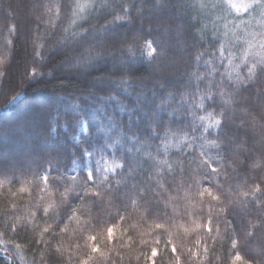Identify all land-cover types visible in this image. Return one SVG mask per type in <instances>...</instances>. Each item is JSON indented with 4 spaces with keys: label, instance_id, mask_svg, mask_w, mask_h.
<instances>
[{
    "label": "trees",
    "instance_id": "16d2710c",
    "mask_svg": "<svg viewBox=\"0 0 264 264\" xmlns=\"http://www.w3.org/2000/svg\"><path fill=\"white\" fill-rule=\"evenodd\" d=\"M9 1L11 4L19 2ZM27 2L17 9L22 14L20 19H15V9L7 8L4 0H0V37L13 34L9 32L12 25L16 28L10 61L7 65L6 60L0 64V69L6 65L4 77H0V179L8 180L0 191L11 189V199L17 205L15 215L22 218L18 225L26 221L23 218L31 223L28 213L35 210L33 204L51 200L53 208L59 209L71 203L79 210L81 220L79 224L73 221L71 232L59 238L66 249L65 259L69 252L75 258L90 251L88 246L93 242L88 237L97 235L101 237L106 255L97 254L92 264H143V254L150 253L152 246L160 249L157 264H170V246L165 249L164 244L174 241L181 251L182 244L191 247L188 242L199 231L185 234L177 227L178 223L187 226L199 219V205L193 208L195 201L184 199L186 190L196 191L191 179L195 165L186 174V184L179 193L176 185L180 177L174 179L168 175L161 179L152 175V182L161 179L167 189H163L169 200L167 211L175 217L170 223L168 217L161 219L160 213L155 212L157 209L143 202L139 206L130 204L129 197L137 199L130 189L133 184L149 183L148 176L161 158L174 162L179 156L188 162L193 156L191 149H184L189 152L185 156L177 147H170L169 152L161 156V136L154 129L193 126L195 119L188 115L190 101L178 96L176 89L196 93L211 81V87L216 90L229 73L234 79L235 70L228 64L232 53L236 56L234 65L244 72L245 67L239 59L241 50L246 47L243 41L247 33L258 30L257 21L243 9H229L222 0H80L89 6L82 12L84 18L78 19V25L71 29L79 35L69 33L57 43L59 33L54 31L45 41L44 49L37 48L41 51L37 56L32 39L39 30L34 18L42 0ZM61 3L64 6V0ZM68 8L70 11V6ZM116 15H127L130 19L116 20ZM225 24L237 33L238 39L232 38L231 31L228 38L223 35ZM146 40L158 50L155 55H147ZM117 42L134 43V47L131 51L121 49L94 60L76 62V56L86 47ZM221 46L226 48L223 57L218 51ZM198 55L199 60L196 59ZM70 61L74 63L70 70L74 71L72 76L58 73L63 72V62ZM212 67L217 69L215 77L210 75ZM33 68L37 71L33 72ZM199 74H205L203 80H197ZM83 76L86 78L82 79ZM124 76L131 79L124 80ZM102 80L107 83L95 82ZM248 91L252 94L251 89ZM37 95L49 99V103L34 106ZM209 106L216 107L215 99ZM199 114L205 113L201 110ZM220 135L231 142L239 135V130L224 124ZM168 143L172 145L176 141L170 138ZM200 146H196L197 154L202 150ZM203 150L212 161L220 157L214 148ZM146 151H151L154 157L147 156ZM109 162L124 163L125 167L117 172H106ZM203 167L210 172L206 165ZM89 171L95 172L97 183L102 173L110 177L113 187L105 189L106 196H85L76 186L67 197H61L62 180L55 179L57 186L51 185L48 191H43L37 176L45 172L52 177L75 175L76 184L80 185ZM117 173L123 177L119 185L116 184L120 179ZM197 181L201 187L211 184L209 176H197ZM22 186L29 191L18 192ZM68 186L71 187V183ZM154 190L161 191L160 188ZM140 191L143 192V188ZM177 196L176 200H171ZM62 199L65 204H61ZM5 205L6 202H0V230L7 223ZM120 208H126L120 212L124 219L114 220ZM41 214L38 212L37 216ZM65 219L61 216L58 222L62 224ZM238 219L242 222V218ZM154 223H164L169 231L154 229ZM233 223L237 225V220ZM113 224L117 226L116 238L104 242L103 233ZM35 225L44 226L45 222L37 219ZM129 238L131 246L122 247L129 244ZM0 239L23 245L21 251L25 258L28 247L41 243L40 239L33 241L27 233L17 236L9 232L7 237ZM77 244L82 247L76 249ZM14 262L21 264L19 256L12 255V246L0 243V264Z\"/></svg>",
    "mask_w": 264,
    "mask_h": 264
},
{
    "label": "clouds",
    "instance_id": "9594fccd",
    "mask_svg": "<svg viewBox=\"0 0 264 264\" xmlns=\"http://www.w3.org/2000/svg\"><path fill=\"white\" fill-rule=\"evenodd\" d=\"M60 4H62L61 0H42L34 18L39 29L35 32L32 39L37 56L41 55V51H37V48L44 49L45 41L54 31L59 33L57 43L66 39L69 33L79 35V32L71 31L73 27L75 28L78 25V19L81 21L84 18L82 13L78 17L72 15L76 0H64L63 11L57 15L56 6ZM68 6H70V11ZM248 14L253 17L252 12H248ZM13 28H15V25L10 27L9 32L14 34ZM260 31L262 30L258 26V36ZM13 34H7L0 38V53H3L0 56V64L6 60L7 65L10 61ZM128 44L118 42L101 43L99 46L86 47L82 53L76 56V62L94 60L105 54H110L111 51L128 49ZM244 51H246V47L241 50V57L244 55ZM258 60L259 57L253 54L249 62L243 65L245 71L242 79L237 81L226 78L223 83L216 86V107L214 108L218 110L226 108L223 112L224 124H229L238 129L239 135L232 138L231 142L224 135H220L221 147L216 151L222 157L217 164L219 172L208 174L211 178V184L208 187L212 188L216 195L220 197V200L204 197L197 213L199 220L205 224L211 219L213 227L217 231L209 233L205 227L196 232L191 241L188 242L191 247H188L187 244H182L181 252L184 254V264H201V262L203 264H233L236 255L243 258L241 261H237L236 264H264V84H262L264 82V68L256 76L250 71L252 63ZM6 65L3 69H0V77H4ZM33 69L37 71L36 68ZM122 79L129 80L131 77L124 76ZM222 88H227L229 92H232L231 106L226 107L221 103L222 98L219 95V91ZM249 89L252 90V94H249ZM210 90L209 82H207L206 86L200 87L196 93L184 88L176 89V93L181 98H184L187 95L194 94L197 96L200 92ZM194 125L195 121H193ZM193 126L182 130L190 131L191 135L196 136L197 140L193 141V143L199 146V132ZM195 156L196 153L189 160ZM196 162L202 165V162L198 159ZM206 173H209L207 168L202 166L201 174L204 175ZM53 185L56 184L54 183ZM254 185H259V193L255 192ZM160 189V192H156L153 189V194L148 196L145 205L149 208L157 209L155 212L160 213L161 219L168 217V222L170 223L175 217L168 213L166 205L162 202L166 199V196L164 190ZM242 190L249 192V195L242 196ZM103 196L106 195L104 194ZM11 197V189L0 191V202H6L4 215L7 220L2 230L6 235L0 236V238L7 237L9 232H14L17 236L27 233L33 241L36 239L41 240L40 244H32L27 248L28 255L24 260V264H80V260L88 252L80 253L75 258L69 252L67 259H65L64 254L61 255L57 251L58 247L63 246L59 238L69 234L72 230L74 221L72 214L77 210L73 208L71 203L65 204L62 199L61 204H65L63 208L48 210H42L43 204H33L32 207L35 210H30L28 213L29 217L32 218L31 223L26 220L21 225H15V209L17 205L12 201ZM209 209H211V212H209ZM121 210L126 211V208L117 209L116 216L113 217L114 220L124 219L120 215ZM225 210H227V214H225ZM38 212H42V214L37 216ZM187 215L188 213L185 211V222H187ZM61 216L66 217L65 222L62 224L58 222ZM238 218H242V222ZM37 219L44 221L45 225H35ZM234 219L237 220V225H234ZM9 224H14L17 230L9 231ZM65 226L69 228L67 233L63 231ZM45 228L48 231H45ZM49 233L50 235H48ZM237 239L239 244L234 247L232 241ZM11 241L14 240L0 239V243H5L6 247L8 245L12 246V255L16 256L18 250ZM204 245L208 248L207 252L203 250ZM81 247L79 244L75 245L76 249ZM196 248H199L201 252L199 261L196 258L193 259L194 256L187 251L188 249L195 250Z\"/></svg>",
    "mask_w": 264,
    "mask_h": 264
},
{
    "label": "snow or ice",
    "instance_id": "6c2138e0",
    "mask_svg": "<svg viewBox=\"0 0 264 264\" xmlns=\"http://www.w3.org/2000/svg\"><path fill=\"white\" fill-rule=\"evenodd\" d=\"M224 4L228 6L229 9H235L236 11H239L240 9H243L245 13L252 12L253 13V19L257 21V24L259 28L262 30L259 33V36L257 35V30H253L251 33H247V30L244 31L247 33L245 35L243 43L246 45V51H244V55L239 57V59L242 61L243 65L247 64L249 62L250 57L255 54L259 57V60L252 63L251 66V73L256 76L259 75L262 68H264V0H222ZM89 5L82 4L80 0H76L75 9L72 12L73 16H79L80 13H82L86 7ZM51 10V9H50ZM63 11L62 4L56 6V13L57 15ZM116 20H128L130 19L129 16H121L117 15L115 17ZM75 23V21H73ZM225 32L224 36L226 38L229 37V32L231 31V36L234 39H238L237 33L235 31L229 30L228 25L225 24ZM15 31V28L12 29ZM229 45H231V41L228 39ZM145 46L149 49V56L155 55L157 53L156 47L153 46V44L150 41H145ZM232 46V45H231ZM134 47V43H129L127 45V48L129 51L132 50ZM243 50V49H242ZM220 55L223 57L224 53L226 51V48L221 46L218 49ZM201 57L198 55L196 57L197 60H199ZM236 59L235 53H232L230 58H228V64L231 68L235 70V77L233 79L232 74L229 73L226 78L231 80H239L243 78V72L241 69L234 65L233 61ZM217 69L215 67L211 68L210 75L212 77H215ZM33 72H35V69H33ZM204 75H198L197 80H203ZM211 81H209V87L211 88L210 91L206 92H200L199 95L190 97L185 96L184 99L186 101H190V107L191 111L188 113V115H191L194 117L195 121L198 120L199 123H195L193 126L198 132H199V143H200V149L201 151H196V144L193 143V141L197 140L196 136H193L190 134V131H184L182 129H174L172 127H165L163 129H154L158 133V135L161 136L160 140V148H163V155L167 154L169 152L170 147H177L179 148V153H183V155H187L189 152L184 151V149H191L192 153H196V156L193 157L191 160L186 162L185 160L181 159L179 156H177V159L174 162H170L168 159L161 158L160 160L156 161L155 166L151 174L148 176L149 183L147 184H140L136 185L133 184L130 191L135 192V196L137 199H132L129 197V202L132 205L139 206L141 202L146 203L147 198L150 194H153L154 188H162L165 191L167 189L165 188V185L161 183V179L164 177L171 175L175 179L176 177H180V181L177 183V192L184 187L186 184L185 176L188 172L192 171V165L195 164V171L193 173V176L191 177L193 185L196 187V191L193 193L191 189L185 191L184 193V199H187L189 201L194 200L195 204H193V208H195L197 205H200L203 202L204 197H209L211 199L220 200V197L216 195V193L212 190L210 187H201L197 181V176L200 178H206L208 175H202V166H207L210 169L209 173H217L219 172V168L217 167L218 161L222 159V157H219V159L212 161L208 158V152L203 150L207 147L214 148L216 151L221 147L220 142V132L224 125V115L223 112L225 109L218 110L217 108L210 107L209 102L214 101L217 91L211 87ZM223 83V81H222ZM234 91V90H233ZM219 95L222 98L221 103L224 104L226 107L231 106L232 104V92H229L227 88H222L219 91ZM209 109H212L209 111ZM203 111L205 114L200 115L199 112ZM211 130V131H210ZM172 139L176 141L175 144L170 145L168 143L169 139ZM118 143V142H117ZM109 147H112V145H109ZM145 154L149 157H154L153 153L151 151H146ZM160 155V154H157ZM197 159L202 162L197 163ZM125 167L124 163H114L112 165H109L106 169V172H117V169H123ZM131 171V170H129ZM156 175L160 177L161 179H157L154 182H152V175ZM118 176H120V179L116 181V184L119 185L123 182V177L121 176V173H117ZM38 176L39 182L42 185L43 191H48L49 187L54 184L55 179H60L64 183V191L61 193V197H67L71 192L75 190L76 186H79L81 188V193L85 196H91L93 198L96 197H102L105 194V189L112 188L113 184L110 181V177L104 173L101 175L100 182L97 183L95 179V172L89 171L87 175L83 179V183L80 185L76 184L77 177L75 175L71 176H57L52 177L47 172L41 173ZM7 178L0 179V188L4 187V184L7 183ZM69 183H71V187H69ZM90 185V186H88ZM100 188H103L104 191L102 192ZM143 188V192L140 191V189ZM254 190L256 193L260 192L259 185H254ZM18 192H28L29 189L26 186H22L19 189H17ZM242 196H248L249 192L247 191H241ZM178 198L172 197L171 200L174 201ZM42 200H44V197H41ZM169 203V200H165V205ZM54 207V204L51 200H45V203L43 204L42 210H48L52 209ZM175 208H173V211L175 212ZM77 210L75 213L72 214V219L80 223L81 217L78 214ZM209 212H211V209H209ZM225 214H227V210H225ZM147 215V212L145 213ZM21 217H15V225H18V221L21 220ZM24 220H27V218H23ZM22 224V223H21ZM19 224V225H21ZM14 224H9L8 230L9 231H16V226ZM154 229H161L164 231H169L167 226L164 223H154L152 225ZM178 228H182L183 232L185 234L196 232L197 230H201L206 227L207 231L209 233L213 231H217L213 227L212 220L209 219L207 223H203L199 219H195L191 221L190 225H185L183 223H180L177 225ZM45 231H48L47 228H45ZM63 231L67 233L69 231V228L65 226L63 228ZM116 232H117V226L113 224L110 227H107L105 229V232L103 233V241H111L116 238ZM6 235V233L2 230H0V236ZM123 236V233H122ZM88 239L92 241L88 247L90 251L80 260V264H92L94 261V258L98 254L99 256L103 257L106 255L105 251L101 247V237L97 235H89ZM11 243L17 248V254L16 256H19L21 264H24L25 257L20 251L24 246L23 245H17L15 241H11ZM131 239L129 238V244L127 245H121L122 247H130L131 246ZM200 243V242H198ZM233 246H238L239 240L232 241ZM170 246V264H184V254L180 251V248L177 247L176 243L174 241H169L168 243L164 244L165 249H169ZM203 250L205 252L208 251V248L206 245H204ZM57 251L63 255V253L66 251V249L61 245L57 248ZM191 255H193L198 261L201 255L200 249L196 248L188 249L187 250ZM119 255V254H118ZM160 255V249L156 246H152L150 248V253L143 254V264H157V257ZM138 259H140L138 257ZM243 258L239 255H236L234 257L233 264H236L237 261H241ZM203 264V262H201Z\"/></svg>",
    "mask_w": 264,
    "mask_h": 264
},
{
    "label": "rangeland",
    "instance_id": "374dc122",
    "mask_svg": "<svg viewBox=\"0 0 264 264\" xmlns=\"http://www.w3.org/2000/svg\"><path fill=\"white\" fill-rule=\"evenodd\" d=\"M27 1H29V0H19V2L18 1H16V3H10V1L9 0H4V2H5V4H6V6H7V8H9V9H12V10H14L15 9V12H14V14H15V19H20V16H21V14L22 13H20L17 9H19L20 7H21V5H23V4H27L28 2ZM7 11V10H6ZM9 12V11H8ZM20 30H21V33H22V31H23V28H22V26H21V24H20ZM1 38V37H0ZM147 48V47H146ZM148 52H149V49L147 48V55H149L148 54ZM111 61V60H110ZM73 61H70L68 64L67 63H64L63 62V64H62V67H63V72H58V73H60V74H62L63 76H65V77H70V76H72V74H73V72L74 71H70L71 69H72V66H73ZM56 71H58V69H55ZM174 70V69H173ZM172 70V71H173ZM17 75H18V73H17ZM82 79H84V78H86L85 76H83V77H81ZM95 82H97V83H107V80H102V81H95ZM46 103L48 104L49 103V99H47V98H45V97H43V96H40V95H37V96H35V98H34V101H33V104H34V106H40V105H46ZM112 164H114L113 162H109L108 164H107V166H109V165H112Z\"/></svg>",
    "mask_w": 264,
    "mask_h": 264
}]
</instances>
